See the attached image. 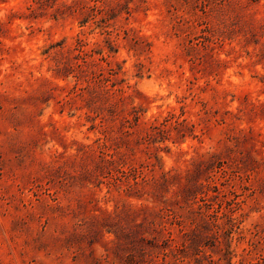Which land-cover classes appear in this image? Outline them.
<instances>
[{
  "label": "rangeland",
  "instance_id": "rangeland-1",
  "mask_svg": "<svg viewBox=\"0 0 264 264\" xmlns=\"http://www.w3.org/2000/svg\"><path fill=\"white\" fill-rule=\"evenodd\" d=\"M0 264H264V0H0Z\"/></svg>",
  "mask_w": 264,
  "mask_h": 264
}]
</instances>
